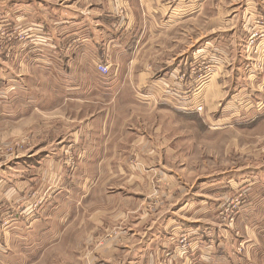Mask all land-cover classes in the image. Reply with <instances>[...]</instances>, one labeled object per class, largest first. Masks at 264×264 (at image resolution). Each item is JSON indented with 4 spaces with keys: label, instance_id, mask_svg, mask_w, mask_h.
Listing matches in <instances>:
<instances>
[{
    "label": "crops",
    "instance_id": "1",
    "mask_svg": "<svg viewBox=\"0 0 264 264\" xmlns=\"http://www.w3.org/2000/svg\"><path fill=\"white\" fill-rule=\"evenodd\" d=\"M208 3V0H18L4 4V29L14 28L7 35L8 40L17 34L24 39V43H16L17 49H21L17 56L23 61L17 64L24 69L38 66L42 72L58 73L50 80L53 103L66 99L68 104L82 107L94 104L97 114L88 118L87 126L74 131L67 146L72 148L68 162L46 154L35 175L26 173L17 179L8 171L0 176V184L4 186L0 192V217L12 213L10 209L14 206L24 208L12 213L5 225L4 217L2 222L0 218L3 238L0 264H213L222 248L228 252L231 240L224 236L213 217H218L217 208L210 215L212 219L205 221L209 217L207 211H211L192 203L200 201L199 198L175 196L173 187L184 183L164 163L161 150L157 149V157L130 159L133 150L146 149L141 143L145 141L142 137L145 131L137 134L130 131L121 115L138 103L146 109L169 110L166 106L176 103L167 97L173 87L180 89L177 101L180 107L188 104V89L193 82L197 83L193 81L197 69H188V56L205 59L214 51L229 58L221 61L215 56L212 61L215 65L209 88H202L206 90L208 108L214 104L219 109L221 102L240 88L246 98L241 110L229 109L228 116L218 119L242 118L244 127L264 124V39L254 54L249 47L244 48L249 34L260 29L264 32V27L258 24L264 19V0H246L244 40H233L234 44L219 48L221 31L215 30L175 58L173 65L155 68L137 59L145 34L156 41L199 17ZM228 18L225 21L218 18L217 24L230 26L234 15ZM230 37L228 41L234 36ZM32 46L36 56L29 61L31 53L27 49ZM232 47L239 48L237 58L233 57ZM258 60L263 77L255 86L258 77L254 75L251 79V72L260 67ZM99 65L108 66L109 73H100ZM8 66L6 72L11 76L13 68ZM245 70L249 76L245 78L247 84L242 85ZM64 72L66 78L59 74ZM202 90L194 94L195 98L203 99ZM145 93L148 97L141 96ZM257 93H261L258 101L253 98ZM158 96L161 103L155 102ZM260 133L264 136V131ZM132 136H136L134 140ZM157 171L165 175L162 183L167 192L161 185L160 197L152 208L148 204L153 194L150 174ZM263 175L258 172L257 176ZM254 177V172H249L238 177L239 182L228 180L232 189L234 183L249 184L248 203L239 218L247 224L248 231L251 228V233L264 227L257 220L258 215L262 217L263 211L258 210L264 209V197L259 198L258 204L252 202L257 197L251 191L256 183ZM208 184L213 198L219 199V179ZM32 185L35 194L28 188ZM187 205L197 207L190 213ZM205 233L213 239V245L206 247V239H202ZM185 234L194 239L192 255L183 254L178 247Z\"/></svg>",
    "mask_w": 264,
    "mask_h": 264
},
{
    "label": "rangeland",
    "instance_id": "2",
    "mask_svg": "<svg viewBox=\"0 0 264 264\" xmlns=\"http://www.w3.org/2000/svg\"><path fill=\"white\" fill-rule=\"evenodd\" d=\"M10 1L14 3L18 0H0V176L7 175L8 171H11L12 176L17 178L20 175H26V173L35 175L42 157L45 158L46 154L52 158H63L67 161L72 151V148L67 146L71 144L70 140L74 138V131H79L82 127L87 126L89 124L88 118L97 113L94 110L96 107L94 104L82 107L77 103L68 104L66 99L57 100L53 103L50 80L56 78L58 73L42 72L38 66H30V69H24L23 66L17 64L22 61L17 56L21 52L20 47L17 49V44L24 43V39L17 34L12 36L11 41L8 40L7 35H10L11 28L12 30L14 28L12 26L4 29L3 7ZM208 1L209 3L204 5L203 12L199 17L161 35L158 40L154 41L153 37L148 39V34H145L141 41L142 48L139 50L141 53L137 59L155 68L161 67L163 64L173 65L175 58L190 51L199 44L202 38L209 37L215 30L221 31L219 32L221 34L219 48H223L227 43L234 44L233 40L234 42L244 40L243 25L245 23L246 0ZM232 11L235 13L231 15ZM233 15L234 22L230 26L227 23L217 24L218 18L220 21H225L229 19L228 16L232 17ZM254 33L255 31L249 34L246 45L244 43V48H248L251 35ZM230 35L234 37L228 41L231 39ZM262 39L264 38H260L255 43L253 49L249 48L250 52L254 54L258 50L257 45ZM153 45L155 47L148 51ZM10 47H13V50ZM33 49V46L30 50L27 49V53H31L27 57L29 61L32 59L30 57L36 56L34 55L36 50ZM231 50H233V57L237 58L236 51L239 48L232 47ZM219 51L224 54L222 50ZM193 56H188V69H197V77L193 79V81L197 80V83L193 82V85L188 89V104L180 107L177 103L180 89L173 87L167 92V97L172 98L176 103L169 104L170 106L165 105L170 108V111L146 109L142 107L145 105L138 103V106L134 104L127 111L121 112V115L126 118L125 122H127L130 131H134L136 134L145 131L142 136L145 141L141 143L145 145L146 149L133 150L130 159H143L144 156L147 158L157 157V149L161 150L164 163L178 177L180 176L179 178L185 184L171 189L175 196L183 198V196L188 195L191 198H199L200 201L193 200L192 203L202 205L211 211H207L209 217L205 218V221L212 219V211L217 208L218 217H213L216 219V224L221 226L220 229L224 232V236L231 240L232 246L228 252L222 248L219 253L221 255L213 264H264V227L251 233V228L248 231L247 224L240 222L239 218L242 209L248 203L249 184L237 185L234 183L235 189H232L228 181L239 182L237 181L238 177L245 173L254 172L255 177L252 179L256 183L251 187V191L256 192L257 197L256 201L252 202L255 204L261 202L259 198L264 197V175L263 177L257 175L258 172L264 174V136L260 133V131H264V124L262 126H254L253 124L251 127H244L242 123L245 120L242 118L219 120L218 118L228 116L227 111L229 109L233 112L241 110L246 99L241 92L243 89H234L231 93L233 97H230L231 95L226 97L221 102L219 109L214 104L212 108H208L204 93L209 88L208 82L213 73L215 63L212 61L215 56H219L221 61L229 57L225 54L218 55L214 51L204 57L205 59L199 57L195 59ZM129 59L132 60V58ZM126 61L125 63H127ZM26 63L28 64V62ZM256 63L262 66L260 60ZM8 65L13 68L11 76L6 72L10 68ZM261 66L256 68L255 72H251L253 73L251 79L255 78L254 75L258 77L254 81L255 86L263 77ZM171 71L168 73L170 76ZM59 74L66 78L65 72ZM248 76L249 73L247 74V70H245L241 75L242 85L247 84L245 78L248 79ZM15 83L19 87L12 88L11 86ZM9 86L11 87L10 90H8ZM203 87L206 90L203 89V91ZM200 90L203 91L200 93L203 99L201 97L195 98L196 95L194 94L197 91L199 93ZM260 95L261 93H257L253 98L258 101ZM141 96L148 97L147 93ZM139 99L147 102L141 97ZM155 102L161 103L160 96L156 97ZM195 107H201L202 110L195 111ZM126 109L127 106L123 107L122 110ZM211 109L212 111H210ZM228 126H231L232 129L226 130ZM135 137L132 136L131 138L134 140ZM62 151L63 155H61ZM150 175L153 194L149 198L148 204L153 208L160 197L159 188L161 185L164 186L162 178H165V175L159 171ZM218 179L220 198L214 199L210 193L212 187L209 188L208 182L213 183ZM2 187L4 188L0 184V192ZM34 187L35 185L28 186L29 190L32 191L31 194H35ZM165 189L167 192L166 187ZM260 190H262L261 194H259ZM184 201L186 199L182 203ZM196 207L189 208L187 205L190 213ZM23 209V206L19 205L12 207L10 211L18 213ZM259 211H263L260 213L262 217L258 215L260 218L257 220L264 223V209ZM12 213L0 217L1 222L4 217V225L8 223ZM185 236L179 240L178 247L185 250L186 254L192 255L194 239H189L190 236L188 235V238H185L187 239L186 242H184ZM202 239L204 241L206 239V247L213 245V239L206 233ZM2 240L0 232V243ZM184 243H186V249H184Z\"/></svg>",
    "mask_w": 264,
    "mask_h": 264
},
{
    "label": "built area",
    "instance_id": "3",
    "mask_svg": "<svg viewBox=\"0 0 264 264\" xmlns=\"http://www.w3.org/2000/svg\"><path fill=\"white\" fill-rule=\"evenodd\" d=\"M259 26H263L264 27V19H262L260 22H258ZM260 38H264V32L260 29L259 31H255V33L253 35H251V39H250V42H249V48H254V45L257 41H259ZM261 42V41H260ZM258 47V45H257ZM252 48V49H253ZM98 71L102 74H108L109 73V68L105 65H99L98 66ZM195 111H201L202 108L201 107H195L194 109ZM185 238H188V235H186L183 239H184V242H186L187 239ZM186 243H184V249H186ZM183 254H186L185 250H183Z\"/></svg>",
    "mask_w": 264,
    "mask_h": 264
}]
</instances>
